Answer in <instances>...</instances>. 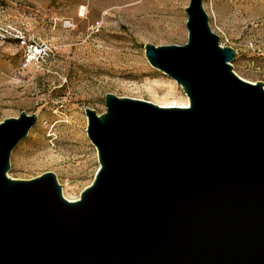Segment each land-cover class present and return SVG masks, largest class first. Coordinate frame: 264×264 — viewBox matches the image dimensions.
<instances>
[{"label": "water", "instance_id": "1", "mask_svg": "<svg viewBox=\"0 0 264 264\" xmlns=\"http://www.w3.org/2000/svg\"><path fill=\"white\" fill-rule=\"evenodd\" d=\"M185 12L184 44L144 48L189 105L86 107L99 168L79 199L53 172L10 178L38 116L0 122V264H264V82L236 74L203 0Z\"/></svg>", "mask_w": 264, "mask_h": 264}, {"label": "rangeland", "instance_id": "2", "mask_svg": "<svg viewBox=\"0 0 264 264\" xmlns=\"http://www.w3.org/2000/svg\"><path fill=\"white\" fill-rule=\"evenodd\" d=\"M189 0H0V25L25 32L43 58L26 65V46L0 41V122L22 111L38 116L14 148L8 176L53 172L77 200L99 168L85 108L105 112L112 93L154 104L183 88L154 68L144 45L184 44ZM220 43L236 51L240 77L264 82V0H203ZM83 9V11H82ZM83 12V13H82Z\"/></svg>", "mask_w": 264, "mask_h": 264}, {"label": "built area", "instance_id": "3", "mask_svg": "<svg viewBox=\"0 0 264 264\" xmlns=\"http://www.w3.org/2000/svg\"><path fill=\"white\" fill-rule=\"evenodd\" d=\"M12 41L15 40L20 46H26L24 54V63L26 65L36 63L39 59L43 58V47L35 41H30L24 31L20 29H14L10 26L0 25V41ZM222 46H224L222 44Z\"/></svg>", "mask_w": 264, "mask_h": 264}, {"label": "bare ground", "instance_id": "4", "mask_svg": "<svg viewBox=\"0 0 264 264\" xmlns=\"http://www.w3.org/2000/svg\"><path fill=\"white\" fill-rule=\"evenodd\" d=\"M158 105L162 107H186L189 105V99L187 96L185 99H176L174 98V93L169 90V92L167 91L161 98V102H159Z\"/></svg>", "mask_w": 264, "mask_h": 264}]
</instances>
